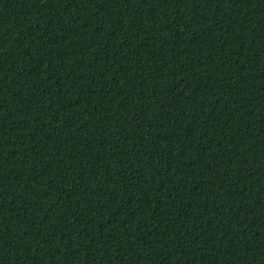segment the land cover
<instances>
[{
	"label": "trees",
	"instance_id": "16d2710c",
	"mask_svg": "<svg viewBox=\"0 0 264 264\" xmlns=\"http://www.w3.org/2000/svg\"><path fill=\"white\" fill-rule=\"evenodd\" d=\"M0 264H264V0H0Z\"/></svg>",
	"mask_w": 264,
	"mask_h": 264
}]
</instances>
